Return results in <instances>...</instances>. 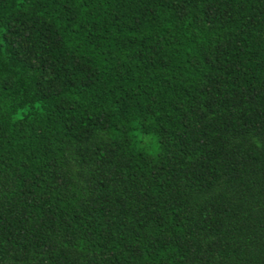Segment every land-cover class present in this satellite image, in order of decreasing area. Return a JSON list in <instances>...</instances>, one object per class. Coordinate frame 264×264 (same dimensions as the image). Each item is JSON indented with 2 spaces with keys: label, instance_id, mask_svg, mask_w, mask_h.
<instances>
[{
  "label": "trees",
  "instance_id": "obj_1",
  "mask_svg": "<svg viewBox=\"0 0 264 264\" xmlns=\"http://www.w3.org/2000/svg\"><path fill=\"white\" fill-rule=\"evenodd\" d=\"M0 264H264V0H0Z\"/></svg>",
  "mask_w": 264,
  "mask_h": 264
}]
</instances>
